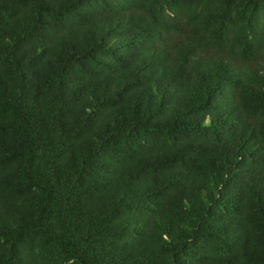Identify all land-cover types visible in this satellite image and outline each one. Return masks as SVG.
Segmentation results:
<instances>
[{
  "label": "trees",
  "instance_id": "obj_1",
  "mask_svg": "<svg viewBox=\"0 0 264 264\" xmlns=\"http://www.w3.org/2000/svg\"><path fill=\"white\" fill-rule=\"evenodd\" d=\"M0 264H264V0H0Z\"/></svg>",
  "mask_w": 264,
  "mask_h": 264
}]
</instances>
